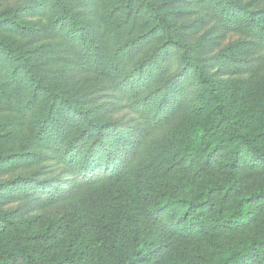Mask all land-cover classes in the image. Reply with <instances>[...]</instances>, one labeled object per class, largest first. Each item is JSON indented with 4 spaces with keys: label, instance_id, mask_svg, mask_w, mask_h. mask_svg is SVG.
Returning <instances> with one entry per match:
<instances>
[{
    "label": "trees",
    "instance_id": "obj_1",
    "mask_svg": "<svg viewBox=\"0 0 264 264\" xmlns=\"http://www.w3.org/2000/svg\"><path fill=\"white\" fill-rule=\"evenodd\" d=\"M50 1L27 0L25 16L50 17ZM142 1L166 44L180 49L181 71L172 78L167 77L169 68L155 77L141 69L140 78L123 79L104 106L89 111L81 108L84 99L77 103L71 96L42 87L46 105L33 113L38 145L28 142L25 146L44 154L35 159L32 151L25 163L14 156L0 158V180L15 176L36 160L50 162L52 172L47 173L59 172V177L25 192L0 191V264H81L85 255L106 259L107 264H264V107L257 111L259 115L252 114L255 101L246 103L219 80L233 70V63L246 65L227 56L217 57V67L203 65L192 55L189 43L174 38V25L167 15L152 0ZM52 2L63 10L61 27L67 19L73 24L69 44L67 30H58L65 41L58 47L59 64L87 72L89 57L100 69L101 54L109 51V40L116 37L113 29H103L105 0ZM76 3L82 10L70 11L68 6ZM250 4L261 5L260 20L252 18V25L233 16L238 5L217 9L216 14L238 35L235 48L247 45L248 54L259 55L264 48V0ZM77 16L89 17L86 27L79 25ZM6 23L8 19H0V24ZM76 37L83 48L81 58ZM217 41L209 45L212 50ZM0 49L8 57L17 53L26 66L20 52L4 43ZM171 56L160 55L159 65ZM126 64L113 66L111 88L119 84L115 75ZM16 73H7L6 81L16 79ZM189 76L195 94L186 127L180 113L170 114L167 109L177 106L184 86L177 82ZM36 92L27 104L35 101ZM19 105H14L16 119H7L5 126L23 122L27 106ZM111 110L129 112L125 132H119L109 117ZM66 115L69 123H64ZM28 182L17 177L11 186ZM37 190H42V197H37ZM30 212H38L36 218L28 219ZM69 236L72 248L83 243L85 249L60 253L50 246L65 243ZM55 254L63 258L56 260Z\"/></svg>",
    "mask_w": 264,
    "mask_h": 264
},
{
    "label": "rangeland",
    "instance_id": "obj_2",
    "mask_svg": "<svg viewBox=\"0 0 264 264\" xmlns=\"http://www.w3.org/2000/svg\"><path fill=\"white\" fill-rule=\"evenodd\" d=\"M26 1L0 0V19H8V23L5 25L0 24V43L9 45L16 52H20L26 57V66L23 67L22 62L17 58L20 55L14 53L8 57L0 49L1 159L14 156V158L18 157L21 159V163H25L30 160L27 155L28 153H32V151L36 155L34 157L35 159L37 156L42 157L40 154H44L43 150L39 148L33 150L32 148L27 149L25 146L28 142L38 145V139L35 137V130L38 125L33 120V113H38L37 111L46 105L45 101H43L46 91H44L45 93L40 91L42 87H50L53 93L56 94L71 96L77 103L84 99V102L81 103V108L83 111H89L95 107L104 106L109 101L108 96H110L111 91L119 90L123 79L127 77L132 78L133 76L140 78L139 70L141 69H143V72L152 73L153 77H155L162 69L169 68L167 77L172 78L181 71L182 67L178 64L181 54L180 49L166 44L163 31L157 26L156 21L151 16L150 10L142 0H105L103 4V18H107V24L103 29H113L111 31L116 37L112 40L110 38L109 51L101 54L100 69L96 68L93 59L87 57L88 62H85L86 67L91 69L87 70V72L78 70L76 67H70L69 69L63 68L65 66L62 67L58 62L61 52L58 47L65 43L64 37H62L58 30H67L66 44H69L67 43L70 34L69 30L72 29L73 25L67 19L63 27H61V21L59 19L63 14V10L59 8L60 5L58 3L54 5L53 0L48 2L49 7L52 9L50 17L44 15L41 20H37L34 16H25L24 12L26 10H24L23 6ZM37 1L35 0V3ZM152 1L161 13L167 15V20L172 21L174 25L172 26L174 38L180 42L189 43L193 50L192 55L203 65L217 67L219 66L216 60L217 57L223 56L244 61L245 68H241L233 63V70L221 74L219 80L231 92L243 98L246 103L255 101L252 104L254 107L252 114H258L259 112L257 111L261 110L260 107H264V65H262L264 64V48L261 47L263 49L258 52L259 55L248 54L247 45L240 49L235 48L233 44L237 42L238 35L234 31H229L226 24L221 23L223 19L217 16L216 10L229 9L231 5H238V7L234 8L233 16L236 20L239 19L241 22L243 20L246 25H252L250 21L257 16L261 5H249L252 0H230L231 2H228L229 0ZM247 5L249 6L246 8ZM68 8L70 11L82 10L77 3L76 5L68 6ZM28 12L30 13V11ZM257 18L260 20L259 15ZM88 19V16L76 17L79 25L83 27H86ZM15 22L18 25H15ZM253 26L255 27V25ZM89 39H92V37H89ZM216 41L217 46L212 50L209 45ZM74 42L76 43V48L81 58L83 48L79 46L80 42L77 37L74 39ZM159 46L161 48L156 50ZM129 50L131 51V55L128 56L127 52ZM167 53L172 54L171 58L160 61L161 63L159 65L158 60L160 58L158 57L160 55H166ZM71 54L69 53L67 56H72ZM259 58L262 64H260V61L256 62ZM152 60L153 62H151ZM84 61L83 59L82 63ZM123 62H127L126 66L119 68L114 78V81L119 84L111 88V70L115 64H121ZM56 69L57 71H55ZM12 70L17 71L15 74L17 78L7 82L6 74ZM106 71L108 72L106 73ZM178 79H174V82ZM95 82H97L96 85ZM177 83H182V86L184 84L183 90L180 91V99L177 106H169L167 111L170 114H172V111L180 113L182 120L183 118L185 119L187 127L195 94V88L192 84L193 79L189 76ZM34 92L38 96H36L35 101L27 104L32 95H34ZM185 95L188 96L185 97ZM257 100H260L259 104ZM167 102L168 99H166L165 103ZM17 103H20L19 106H27L23 122L16 126L7 127L4 125L7 119H12L11 122L16 119V114L15 116L13 115V110L15 108L14 105ZM40 113L42 114V111ZM109 117L115 120L120 129L119 132H125L130 121L128 111L119 113L116 110H111ZM69 118L66 115L64 123H69ZM181 122L179 120L178 124ZM129 138H132V136ZM37 161L31 167L19 169L15 173V176H7L3 180H0V191L11 192L21 190L25 192L28 189H35L42 182L47 181L51 183L50 181L55 179V177H59V172L58 174H48L52 172V170L49 171L52 166L50 162L40 163ZM4 165H9V163ZM17 177L27 178L30 182L22 184L24 186L21 185L13 188L11 183ZM37 191V197H42V190ZM37 214L38 212H30L28 219L36 218ZM72 242L73 238L69 236L66 238L65 243L64 241L55 242L50 246L54 247L56 251H60V253H67L71 249H85L83 243L72 248ZM52 257L58 261L63 258V256L57 254ZM83 259L84 261L81 264H107L106 259L103 258H88V255H85Z\"/></svg>",
    "mask_w": 264,
    "mask_h": 264
}]
</instances>
